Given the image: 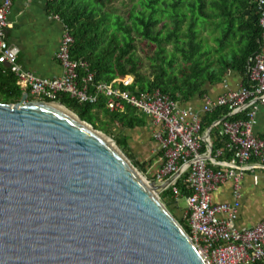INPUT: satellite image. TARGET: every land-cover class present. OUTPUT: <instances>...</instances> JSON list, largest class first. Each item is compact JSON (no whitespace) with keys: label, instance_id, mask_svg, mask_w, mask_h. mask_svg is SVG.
Instances as JSON below:
<instances>
[{"label":"water","instance_id":"1","mask_svg":"<svg viewBox=\"0 0 264 264\" xmlns=\"http://www.w3.org/2000/svg\"><path fill=\"white\" fill-rule=\"evenodd\" d=\"M161 191L61 104L0 103V264H204Z\"/></svg>","mask_w":264,"mask_h":264},{"label":"trees","instance_id":"2","mask_svg":"<svg viewBox=\"0 0 264 264\" xmlns=\"http://www.w3.org/2000/svg\"><path fill=\"white\" fill-rule=\"evenodd\" d=\"M113 1L46 0L47 14L57 16L72 38L70 58L87 63L93 84L131 76L133 83L125 90L158 91L180 106L202 99L209 87L223 83L229 74L238 77L242 86L248 85L247 60L259 52L264 32L258 23L257 0H137L124 11H115ZM204 31L206 36H200ZM136 41L150 48L145 63L136 54ZM21 95L14 75L0 65V103L17 104ZM55 102L109 135L130 159L128 137L113 135L108 126L115 124L123 131L144 128L146 122L140 113L127 106L122 113L110 112L101 96L95 104H80L61 94ZM225 114L222 108L205 115L202 130ZM240 118L238 115L232 120ZM212 139L216 149L213 132ZM227 157L224 154L222 158ZM136 167L144 170L143 166ZM175 188L179 199L190 194L180 179ZM159 197L165 207L178 199L170 189ZM176 221L189 235L187 223Z\"/></svg>","mask_w":264,"mask_h":264},{"label":"built area","instance_id":"3","mask_svg":"<svg viewBox=\"0 0 264 264\" xmlns=\"http://www.w3.org/2000/svg\"><path fill=\"white\" fill-rule=\"evenodd\" d=\"M10 5L11 0L0 2V65L14 75L15 85L27 99L55 102L58 95L64 94L80 104H95L101 96L110 112L122 113L127 106L149 117L157 127L152 139L161 163L153 181L162 186V191L170 189L175 199L177 180L189 189L185 198L186 223L204 264L264 262V217L251 228L235 227L243 177L248 172L264 170V135L254 134L256 113L264 107V32L259 52L247 60L248 85L228 89L215 98L203 97L200 115L158 91L125 90L133 83L131 76L93 84L87 63L70 58L72 38L64 26L55 53L61 76L48 80L23 71L17 49L5 40ZM257 11L259 26L264 28V0H257ZM53 18L59 20L57 16ZM222 108L225 116L202 130V118ZM238 115L240 119L232 120ZM224 154L228 157L222 158ZM227 180L232 183V202L212 203L211 194Z\"/></svg>","mask_w":264,"mask_h":264},{"label":"crops","instance_id":"4","mask_svg":"<svg viewBox=\"0 0 264 264\" xmlns=\"http://www.w3.org/2000/svg\"><path fill=\"white\" fill-rule=\"evenodd\" d=\"M6 22L8 26L5 40L8 45L17 49V61L21 69L42 79L60 77L62 69L55 59V53L61 41L63 24L47 14L46 0H11ZM262 48L264 49V38ZM2 66L7 69L5 65ZM240 85L238 77L229 74L223 83L209 87L203 97L215 98ZM203 97L192 100L185 107L200 114ZM141 116L146 125L137 129L143 134V138L136 143H131L129 138L127 140L130 160L137 166L145 167L143 171L147 170L153 177L161 164L156 156L157 145L152 139L157 127L149 117ZM254 134L257 137L264 135V107H259L256 113ZM151 161L155 167L150 165L147 168ZM253 176H256V182L253 181ZM240 193L235 227L243 230L255 226L264 217V170L246 173L241 182ZM211 201L214 204L231 203V181L221 183L211 194Z\"/></svg>","mask_w":264,"mask_h":264},{"label":"rangeland","instance_id":"5","mask_svg":"<svg viewBox=\"0 0 264 264\" xmlns=\"http://www.w3.org/2000/svg\"><path fill=\"white\" fill-rule=\"evenodd\" d=\"M137 2V0H131V2H129V0H121V1H118V0H115L111 3V6L112 8L116 9L117 10H120V11H124L126 9H128V7L131 5V4H135ZM207 32L204 31L200 34V36L204 37L206 36ZM207 42L209 44H211V40L210 38H207ZM136 54L139 56V58L144 61H146V58L148 55H150V48L144 43V42H140V41H136ZM28 101V100H27ZM31 101V100H29ZM104 116H99L100 120L101 121H104L106 122V120H104L103 118ZM145 117V116H144ZM112 131L111 133L113 135H117V134H123L125 136H127L129 138V140L131 141V143H136V141H139L138 139H142L143 138V134L140 132L139 129H135V130H121V129H118L117 126L114 124L112 126H108ZM108 139H110L111 141L112 138L109 136V135H105ZM114 142V141H113ZM115 144V143H114ZM125 156V155H124ZM126 157V156H125ZM127 158V157H126ZM129 160V162L132 164V166L136 169V171L139 173V175L145 180L147 181L148 183H156L155 181L152 180V176L151 174L152 173H147V170L146 171H141L139 169V167H136V164L133 163L132 160H130L129 158H127ZM152 166L153 168L155 167V165L153 164V161H151L147 168H149V166ZM145 168V167H144ZM163 191L157 193V197L160 201V197L159 195L162 193ZM164 206V205H163ZM165 207V206H164ZM167 209V211L177 220H182V221H185L186 220V217H185V209H186V204H185V199H177V201L174 203V204H171L169 206H166L165 207ZM190 234V233H189ZM191 235V234H190Z\"/></svg>","mask_w":264,"mask_h":264}]
</instances>
